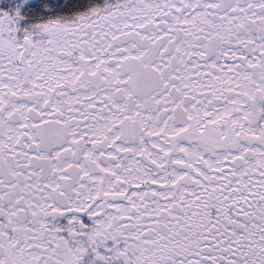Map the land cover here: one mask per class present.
I'll return each mask as SVG.
<instances>
[{
	"label": "snow or ice",
	"instance_id": "obj_1",
	"mask_svg": "<svg viewBox=\"0 0 264 264\" xmlns=\"http://www.w3.org/2000/svg\"><path fill=\"white\" fill-rule=\"evenodd\" d=\"M0 264H264V0L0 7Z\"/></svg>",
	"mask_w": 264,
	"mask_h": 264
},
{
	"label": "flooded vegetation",
	"instance_id": "obj_2",
	"mask_svg": "<svg viewBox=\"0 0 264 264\" xmlns=\"http://www.w3.org/2000/svg\"><path fill=\"white\" fill-rule=\"evenodd\" d=\"M4 2L5 3L1 4L0 7H10L15 2V0H5Z\"/></svg>",
	"mask_w": 264,
	"mask_h": 264
},
{
	"label": "rangeland",
	"instance_id": "obj_3",
	"mask_svg": "<svg viewBox=\"0 0 264 264\" xmlns=\"http://www.w3.org/2000/svg\"><path fill=\"white\" fill-rule=\"evenodd\" d=\"M4 1H5V0H0V5L3 4V3H5Z\"/></svg>",
	"mask_w": 264,
	"mask_h": 264
}]
</instances>
